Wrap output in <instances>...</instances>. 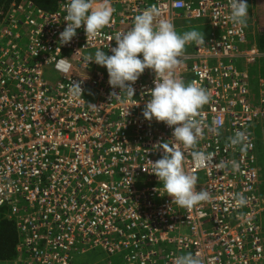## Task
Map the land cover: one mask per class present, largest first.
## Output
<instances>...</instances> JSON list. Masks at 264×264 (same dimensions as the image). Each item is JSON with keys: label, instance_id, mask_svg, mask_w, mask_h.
Masks as SVG:
<instances>
[{"label": "built area", "instance_id": "built-area-1", "mask_svg": "<svg viewBox=\"0 0 264 264\" xmlns=\"http://www.w3.org/2000/svg\"><path fill=\"white\" fill-rule=\"evenodd\" d=\"M110 2L111 23L97 38L87 40L81 26L66 45L59 34L69 0L51 12L24 2L1 16L0 214L23 235L21 264H72L74 255L95 250L105 256L93 264H175L188 254L200 264H264L257 165L264 152V52L256 20L234 25L231 0ZM152 6L175 29L180 20L201 22L204 36L203 44L186 45L173 71L209 96L184 169L210 200L191 210L172 204L149 173L150 162L163 156L158 145L173 141L171 128L142 115L155 74L145 70L127 97L109 86L104 67L88 63L97 50L111 55L117 36ZM71 82L81 83L79 101L69 102ZM237 133L244 139L233 145ZM194 151L210 161L197 165Z\"/></svg>", "mask_w": 264, "mask_h": 264}, {"label": "clouds", "instance_id": "clouds-1", "mask_svg": "<svg viewBox=\"0 0 264 264\" xmlns=\"http://www.w3.org/2000/svg\"><path fill=\"white\" fill-rule=\"evenodd\" d=\"M113 11L110 0H97L96 6H93L92 0H69L64 17L66 26L59 34V43H70L81 26L87 40L97 38L101 30L111 23ZM160 16L158 7L147 8L135 17L129 31L117 36L111 55L97 50L94 57L88 58V63L104 67L109 86L120 89V94L124 92L127 97H134L132 85L145 70L155 74L154 87L148 93L150 98L142 115L146 121L155 120L171 128L173 141L158 145L163 156L154 163L150 162L149 173L158 179L164 196L170 197L172 204L191 210L210 200L209 192L197 191V177L184 169L185 151L192 149L202 135L203 127L197 117L200 109L209 102V96L196 83L186 84L182 79L175 78L173 71L180 63L186 45L191 42L203 44L204 36L196 30L178 34L174 25ZM247 17V0H231V22L243 28L246 27ZM120 94L113 96L119 97ZM81 97V83L71 82L69 102L79 101ZM88 107L96 109L92 104ZM243 139V133H237L231 143L237 145ZM192 158L199 166L206 165L211 159L210 155L201 151L192 152ZM238 168L239 165L233 162V169ZM237 203L243 206L246 200L240 196ZM175 264H200V261L188 254L177 257Z\"/></svg>", "mask_w": 264, "mask_h": 264}, {"label": "trees", "instance_id": "trees-1", "mask_svg": "<svg viewBox=\"0 0 264 264\" xmlns=\"http://www.w3.org/2000/svg\"><path fill=\"white\" fill-rule=\"evenodd\" d=\"M24 2H30L41 10L51 12L62 2V0H0V20L12 7ZM264 0H256L255 5ZM260 8V7H259ZM262 16V13L259 15ZM256 44L264 52V31L257 32ZM23 235L18 232L13 219L4 218L0 214V264H21L26 261L27 254L22 248Z\"/></svg>", "mask_w": 264, "mask_h": 264}, {"label": "rangeland", "instance_id": "rangeland-1", "mask_svg": "<svg viewBox=\"0 0 264 264\" xmlns=\"http://www.w3.org/2000/svg\"><path fill=\"white\" fill-rule=\"evenodd\" d=\"M256 0H247L248 4V18L256 20L255 31L263 32L264 31V3L261 5V2H258L255 5ZM260 7V8H259ZM260 13L262 16L260 17ZM196 24H201V22H193L188 20H180L176 22V31L178 34H183L184 32L196 30L200 32L202 28H197ZM194 43V42H191ZM252 71V66L250 67ZM257 88V85H254ZM257 165L262 170V179L264 180V152H258V162ZM264 184V183H263ZM104 253L100 250H95L85 254H76L73 256L72 264H93L100 262L104 258Z\"/></svg>", "mask_w": 264, "mask_h": 264}, {"label": "bare ground", "instance_id": "bare-ground-1", "mask_svg": "<svg viewBox=\"0 0 264 264\" xmlns=\"http://www.w3.org/2000/svg\"><path fill=\"white\" fill-rule=\"evenodd\" d=\"M162 200H164V199H162ZM14 224L16 225V222H14ZM22 242H23V240H22Z\"/></svg>", "mask_w": 264, "mask_h": 264}]
</instances>
